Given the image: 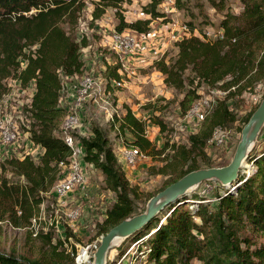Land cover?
Instances as JSON below:
<instances>
[{
    "label": "trees",
    "instance_id": "trees-1",
    "mask_svg": "<svg viewBox=\"0 0 264 264\" xmlns=\"http://www.w3.org/2000/svg\"><path fill=\"white\" fill-rule=\"evenodd\" d=\"M124 1L92 0V20L111 7L117 18L116 31L127 28L146 37L151 20L164 16L158 7L162 0H148L141 7L148 18L126 21ZM204 1L221 16L218 27L223 31L222 37L183 36L174 42L171 56L164 54L154 59L151 66L161 73L165 85L183 93L178 102L181 113L200 96V87L227 92L208 109L199 129L188 135L187 143L169 145L171 156L159 169L168 175L162 188L202 164L210 167L229 162L211 161L205 146L216 129H226L236 121L228 99L244 91L251 92L264 82V0ZM86 4V0H0V99L8 93L13 79L18 95L29 94L16 114L21 118L18 129L28 134L30 142L25 152L19 153L17 146L9 153L2 152L4 158L0 159V218H7L17 227L31 224L44 200L43 193L61 175L59 164L69 162L65 132L80 142L83 161L100 172L104 189L114 194L97 225V236L125 217L144 210H136V191L105 131L92 123L90 134L83 135L79 127L66 129L63 124L68 109L62 100L65 96L69 99L72 85L86 71L81 49L88 42L84 35L78 37L76 31ZM175 5L178 9L186 8L182 0H175ZM196 6L198 14H202L199 5ZM114 54L115 61L106 60L102 76L98 75L108 83L120 78L121 63L119 55ZM255 107L246 113L243 124ZM149 119L160 131L165 130L166 125L158 115ZM115 121H119V131L131 134L129 145L147 155L160 152L146 136V121L138 118L130 107L125 106L124 113ZM35 146L41 150H35ZM249 161L253 164L249 174L241 170L229 185L213 180L218 189L206 201L197 192L184 195L123 242L144 237L137 251L143 247L145 264H264V136L258 137L248 154ZM7 171L13 177L4 175ZM52 234L50 228L35 237L43 239L40 248L47 246V251L43 249L31 257L0 250V264H75L63 241L53 242Z\"/></svg>",
    "mask_w": 264,
    "mask_h": 264
},
{
    "label": "rangeland",
    "instance_id": "rangeland-1",
    "mask_svg": "<svg viewBox=\"0 0 264 264\" xmlns=\"http://www.w3.org/2000/svg\"><path fill=\"white\" fill-rule=\"evenodd\" d=\"M147 1L125 0L122 4L125 20L133 21L138 18H148L149 15L145 14L141 9L142 5ZM86 2V7L79 17L76 31L78 37L84 35L88 42V45L81 49L82 58L86 64V71H90L97 76L98 87L104 93L99 95L96 92L91 98L85 100L81 107L78 108V114L86 130L90 129L92 123H96L107 134L130 185L136 191L135 204L136 210L139 211L145 208L150 195L156 193L164 186L168 175L160 173L159 169L171 156L172 150L169 145H173L174 142L187 143L188 135L195 133L199 129L202 119H197L192 115L191 109L194 106H201L205 99L222 97V95L212 93L210 89L200 87L198 89L200 96L191 102L185 113H181L178 102L183 93H179L172 87L165 85L161 73L156 71L151 64L154 59L164 54L171 56L174 53L175 47L173 44L175 41L168 40L167 34L169 31L173 30L178 36L179 33L184 36L181 28L183 24L189 30L196 28L200 33L209 26L212 30H216L219 28L218 23L221 16L219 13L213 12L204 0H182L186 8L181 9L176 7L175 0H162L158 7L164 13V16L151 20L150 31L144 39L140 40L137 37L139 42L137 44L138 49L134 51L136 54L129 55L131 57L124 56L122 58L121 56L118 58L121 63L120 77L123 79V85L115 86V88L112 86L114 84L111 85L105 79L98 78V75L102 76L104 62L106 60L111 63L115 61L116 55L110 48L112 35L117 24L115 9L109 7L100 18L92 20V0H86ZM196 5H199L202 14H198L200 10ZM233 7L231 3V8ZM188 22H192L191 25ZM124 30L129 31L131 34H136L133 30L127 28ZM159 40L166 43L171 41V45L164 52L159 51L158 47H155ZM155 48H157V51L153 52ZM133 58L132 72L130 61ZM69 85L66 88L67 90ZM160 87L161 90L158 91ZM114 90L117 91L118 96L113 94ZM263 94L264 82L256 85L251 92L244 91L241 95L232 96L228 99V104L236 113L237 118L231 126L223 129L226 137L222 143L215 142L213 138L208 141L205 146V153L211 161L217 163L224 159L230 160L240 136L243 118L252 107L257 106ZM28 95L27 92L25 96L19 95L20 103H15V105L11 103L13 115L18 113V107L21 106ZM15 106L16 109L14 108ZM125 106L130 107L138 118L146 121V136L152 141L155 148L160 151L156 154L147 155L145 159L137 160L134 165L128 166L122 162V154L123 147L128 148V146H131L129 142L132 136L127 131H119L117 128L119 121H115L117 117L124 113ZM151 115H158L164 121L166 125L164 131H160L159 126L149 119ZM14 118L18 124L21 118L18 114L14 115ZM73 134L77 135L76 132H73ZM20 139L23 146H20L19 153H23L25 152L24 135ZM202 167H205V165L202 164ZM84 170L85 195L80 197L79 191L67 193V195L61 197L62 202L60 203L58 198L55 199L50 194H44V200L35 215L36 217L39 216L40 219L36 218L34 225L31 222L27 227H17L12 225L7 218H0V250L35 257L43 249L44 251L49 249L47 246L40 248L42 245L40 240L43 239L39 240L35 237H39L42 231L45 233L50 228H52L53 232L52 241L61 239L66 252L71 253L73 257L75 255V247L78 245H84L96 239H98V245L100 235L97 236L96 234L97 225L103 219L105 209L113 201L114 194L104 189L102 176L98 170L90 166H85ZM4 175L13 177L8 171ZM217 189L213 180H206L196 186L191 192H197L202 198L208 199V197H212L215 194ZM59 207L61 210L65 207H70V209L79 208L80 212L73 220L76 226L75 233L69 230L71 228L62 220L60 221L62 234L57 233L55 227L48 226L49 219L53 218L54 215L53 210ZM66 235H71V239H65ZM31 237L34 239H31ZM129 243L131 241H121L116 244L109 251L106 264H112L119 259ZM126 262L124 260L122 263L125 264Z\"/></svg>",
    "mask_w": 264,
    "mask_h": 264
},
{
    "label": "built area",
    "instance_id": "built-area-1",
    "mask_svg": "<svg viewBox=\"0 0 264 264\" xmlns=\"http://www.w3.org/2000/svg\"><path fill=\"white\" fill-rule=\"evenodd\" d=\"M182 30L184 32V36L189 35H197L201 38L205 39H215L221 38L223 35V31L221 28L216 30H212L211 27H206V29L200 33L196 28L188 29L185 24L182 25ZM144 39V37H140L137 34H131L127 30H122L120 32L114 31L112 35V41L110 42V48L114 53L118 54L119 57L129 56L136 51L138 38ZM168 40L176 41L180 37H183L182 33H179V36L175 34V32L169 31L167 34ZM157 49H153V52H156ZM123 66V65H122ZM121 69V68H120ZM121 70H119L120 72ZM110 84H114L112 86H122L123 79L120 77L119 79L111 80ZM15 79L11 82V87L2 99H0V159L4 158L2 152L9 153L8 150H12L17 146H23L20 137L24 135L25 143L24 148L27 147L30 140L28 139L27 133H22L18 129V124L15 122V118L13 115L12 104L20 103V98H18V87ZM116 88V87H115ZM23 92V91H22ZM98 92L101 95V89L98 87L97 78L90 71H85L77 81L72 85L71 92L69 94V99L72 100L69 105H67L68 112L64 117L63 124L66 129H75L80 127L81 120L79 116V109L82 103L91 98L95 93ZM212 93H216L222 95V97L226 94L227 90L222 89H211ZM216 99H205L201 106H194L191 109L192 115H194L197 119L204 118L208 109L211 108ZM16 108V106L14 107ZM226 137V133L223 129H216L213 135V139L217 143H222ZM64 142L68 145L70 149V157L68 163H60L61 175L59 179L53 184L49 191L44 192L43 194H50L55 199L58 198V201L61 203V197L67 195V193H74L79 191V196L82 197L85 195L84 185H85V170L84 167L87 164L83 161V149L79 141H77L70 133L65 132L63 135ZM23 141V140H22ZM33 156L37 154L30 151ZM147 154L141 151L139 148L135 146H128V148L124 147L122 154V162L128 165H134L137 160L145 159ZM253 169L252 161H247L242 168V172L245 174H249ZM203 201H206L204 199ZM57 205V203H56ZM54 215L53 218L49 219L48 226L55 227L57 233L62 234L60 221L66 222V224L71 228L73 233H75L76 226L73 223V220L79 214L80 210L78 207L70 209V207H65L63 210L61 208H55L53 210ZM63 215H62V214ZM36 218L39 220L40 217H32L31 222L34 225ZM61 222V223H62ZM71 235L67 236L66 239L70 240ZM144 237H141L138 241H133L129 243L124 253L121 257L115 260L112 264H124L122 263L124 260L127 262L125 264H145V258L143 254V247L138 252L137 246ZM97 240L90 241L84 245H78L75 247V255L74 262L75 264H91L92 262V254L97 246ZM107 262V261H106ZM193 264H201L200 262H195Z\"/></svg>",
    "mask_w": 264,
    "mask_h": 264
},
{
    "label": "water",
    "instance_id": "water-1",
    "mask_svg": "<svg viewBox=\"0 0 264 264\" xmlns=\"http://www.w3.org/2000/svg\"><path fill=\"white\" fill-rule=\"evenodd\" d=\"M264 126V94L240 129V136L229 162L222 166L200 167L191 170L149 197L143 211L125 217L99 237L91 264H106L109 251L158 215L167 205L177 201L206 180L229 185L238 178L248 161V154L256 144Z\"/></svg>",
    "mask_w": 264,
    "mask_h": 264
},
{
    "label": "crops",
    "instance_id": "crops-1",
    "mask_svg": "<svg viewBox=\"0 0 264 264\" xmlns=\"http://www.w3.org/2000/svg\"><path fill=\"white\" fill-rule=\"evenodd\" d=\"M237 3L235 2V5H236ZM212 10V9H211ZM145 38V37H144ZM164 39H165V37H164ZM171 43V41H168L167 43L165 42V41H158L156 44H155V47H158V49H159V51H162V52H164L165 50H167L168 49V47L171 45L170 44ZM174 45V44H173ZM146 49H148V48H146ZM157 49V48H156ZM138 53V52H137ZM136 53H133L132 55H135ZM129 57H131V56H129ZM129 60H131V59H129ZM134 61V58L130 61V65H131V71L133 72V65H132V62ZM131 90H133V88H131ZM159 90H161V87L160 88H158V91ZM115 96H118L117 95V91L116 90H114V93H113ZM118 100H120L119 98H118ZM63 102V104H65L66 106L67 105H69V103H71V101L72 100H70V99H68L66 96L64 97V100H62ZM132 112H133V110H132ZM134 113V112H133ZM137 116V115H136ZM138 117V116H137ZM79 132L81 133V134H83V135H89L90 134V129H85V127L83 126V123L80 125V127H79ZM260 136H264V126H263V128H262V130H261V133H260ZM259 136V137H260ZM124 148V147H123ZM35 150H38V151H40L41 150V148L38 146H35ZM117 155V154H116Z\"/></svg>",
    "mask_w": 264,
    "mask_h": 264
}]
</instances>
